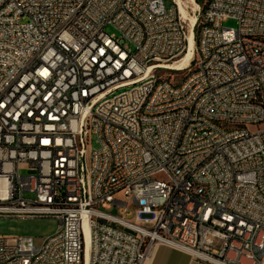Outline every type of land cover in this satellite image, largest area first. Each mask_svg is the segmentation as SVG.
Returning a JSON list of instances; mask_svg holds the SVG:
<instances>
[{
    "label": "built area",
    "instance_id": "1",
    "mask_svg": "<svg viewBox=\"0 0 264 264\" xmlns=\"http://www.w3.org/2000/svg\"><path fill=\"white\" fill-rule=\"evenodd\" d=\"M170 2L0 0V217L59 224L0 264L263 263L264 0Z\"/></svg>",
    "mask_w": 264,
    "mask_h": 264
},
{
    "label": "rangeland",
    "instance_id": "2",
    "mask_svg": "<svg viewBox=\"0 0 264 264\" xmlns=\"http://www.w3.org/2000/svg\"><path fill=\"white\" fill-rule=\"evenodd\" d=\"M196 2V0H194ZM208 0H202V5H199L200 8V15H202V7L206 4ZM186 8V11L189 15L195 16L197 15V8H194L192 4L189 3L188 0H183ZM197 3V2H196ZM165 6L171 7L172 3L170 0H164ZM194 8V9H193ZM194 14V15H193ZM181 15V14H180ZM183 20L185 21L187 27H189V21H186L183 15H181ZM201 18H199L195 30H197V40H198V34H199V21ZM224 28H236L237 23L235 20L227 19L223 22ZM105 32L109 35L114 34L115 36H119L118 32L112 27V26H106ZM187 73V71L184 72H172L171 76L173 77L172 80L174 83H178L182 80L184 75ZM264 128V125L261 126ZM251 131L256 130V127H251ZM91 147L93 149H97L98 145L96 143V138L93 137L91 141ZM117 199L123 200V196L121 193L116 195ZM105 212L112 214L114 216H121L120 212L118 211L117 207H112L111 209L104 210ZM134 213H131L130 215L126 216L127 221H133L134 220ZM58 220L54 218H15V217H0V237H29L32 238L33 244L36 248L40 247L44 240L51 235H53L58 228ZM219 245V243H216Z\"/></svg>",
    "mask_w": 264,
    "mask_h": 264
},
{
    "label": "crops",
    "instance_id": "3",
    "mask_svg": "<svg viewBox=\"0 0 264 264\" xmlns=\"http://www.w3.org/2000/svg\"><path fill=\"white\" fill-rule=\"evenodd\" d=\"M145 264H205L195 260L189 253L169 247L158 245L153 256ZM264 264V260L263 263Z\"/></svg>",
    "mask_w": 264,
    "mask_h": 264
},
{
    "label": "bare ground",
    "instance_id": "4",
    "mask_svg": "<svg viewBox=\"0 0 264 264\" xmlns=\"http://www.w3.org/2000/svg\"><path fill=\"white\" fill-rule=\"evenodd\" d=\"M190 4L194 6V8H197V3L194 0H188ZM174 2L177 5L179 14L183 15L186 21H189V28L194 24L195 18L191 15H189L186 11V6L183 2V0H174ZM193 8V9H194ZM194 56V42L192 41L191 34L189 36V46L187 51L183 54L182 60L178 62V64H174L173 66H180L181 64L184 65L188 60H190ZM172 69V68H171ZM181 69V68H178ZM88 258H89V240L88 237L86 238V255H85V264H88Z\"/></svg>",
    "mask_w": 264,
    "mask_h": 264
},
{
    "label": "trees",
    "instance_id": "5",
    "mask_svg": "<svg viewBox=\"0 0 264 264\" xmlns=\"http://www.w3.org/2000/svg\"><path fill=\"white\" fill-rule=\"evenodd\" d=\"M197 4L198 5H202V0H196ZM205 10V5L202 7V13L204 12ZM198 43V40H197V30H195V44Z\"/></svg>",
    "mask_w": 264,
    "mask_h": 264
}]
</instances>
